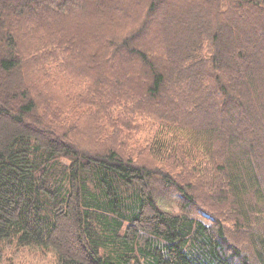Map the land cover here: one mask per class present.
<instances>
[{
    "label": "trees",
    "instance_id": "1",
    "mask_svg": "<svg viewBox=\"0 0 264 264\" xmlns=\"http://www.w3.org/2000/svg\"><path fill=\"white\" fill-rule=\"evenodd\" d=\"M23 250L264 264V0H0V264Z\"/></svg>",
    "mask_w": 264,
    "mask_h": 264
},
{
    "label": "rangeland",
    "instance_id": "2",
    "mask_svg": "<svg viewBox=\"0 0 264 264\" xmlns=\"http://www.w3.org/2000/svg\"><path fill=\"white\" fill-rule=\"evenodd\" d=\"M191 2L203 7V0H190ZM75 9H77L75 7ZM167 13V12H166ZM40 252L42 249L37 248ZM19 264H54V256L50 253L49 255H41L36 253L34 250H23L20 252L18 258Z\"/></svg>",
    "mask_w": 264,
    "mask_h": 264
}]
</instances>
